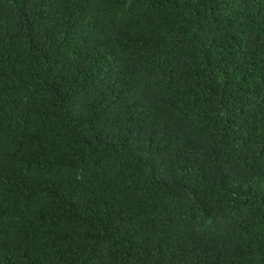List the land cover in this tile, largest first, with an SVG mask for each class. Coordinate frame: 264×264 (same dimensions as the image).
Here are the masks:
<instances>
[{
  "label": "trees",
  "instance_id": "1",
  "mask_svg": "<svg viewBox=\"0 0 264 264\" xmlns=\"http://www.w3.org/2000/svg\"><path fill=\"white\" fill-rule=\"evenodd\" d=\"M0 264H264V0H0Z\"/></svg>",
  "mask_w": 264,
  "mask_h": 264
}]
</instances>
